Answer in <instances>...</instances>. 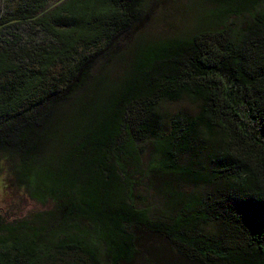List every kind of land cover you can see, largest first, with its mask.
Listing matches in <instances>:
<instances>
[{
    "label": "trees",
    "instance_id": "16d2710c",
    "mask_svg": "<svg viewBox=\"0 0 264 264\" xmlns=\"http://www.w3.org/2000/svg\"><path fill=\"white\" fill-rule=\"evenodd\" d=\"M165 1L0 0V264H264V0Z\"/></svg>",
    "mask_w": 264,
    "mask_h": 264
},
{
    "label": "rangeland",
    "instance_id": "374dc122",
    "mask_svg": "<svg viewBox=\"0 0 264 264\" xmlns=\"http://www.w3.org/2000/svg\"><path fill=\"white\" fill-rule=\"evenodd\" d=\"M212 6L209 0H167L161 8L153 9L144 19L141 32L161 38L187 35L199 24L203 9L209 10ZM169 108L173 112L194 113L197 106L192 99L184 96L180 101L169 104ZM41 208L42 205L28 200L19 190L5 191L3 179L0 177V212L14 218Z\"/></svg>",
    "mask_w": 264,
    "mask_h": 264
}]
</instances>
